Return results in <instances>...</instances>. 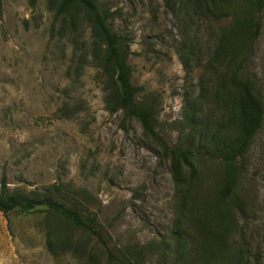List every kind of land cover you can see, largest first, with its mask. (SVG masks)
I'll return each mask as SVG.
<instances>
[{"label":"rangeland","instance_id":"obj_1","mask_svg":"<svg viewBox=\"0 0 264 264\" xmlns=\"http://www.w3.org/2000/svg\"><path fill=\"white\" fill-rule=\"evenodd\" d=\"M0 2V190L3 176L12 193L49 195L58 187L53 199L77 200L85 214H96L116 254L140 251V264H188L199 216L191 213L187 192L191 168L200 182L196 191L213 192L221 186L219 164L194 154L190 167L180 169L137 120L107 109L83 13L55 20L48 0L35 8L28 0ZM98 2L126 44L138 101L157 110L156 131L170 149L186 147L195 109L222 114L213 97L200 102L204 87H214L207 63L223 36L240 32L244 5L215 0L216 7L204 4L205 10L195 0ZM254 20L261 29L251 38L245 77L263 123L240 186L252 202L246 243L264 264V9ZM0 264L109 263L95 237L39 207L30 214L0 212Z\"/></svg>","mask_w":264,"mask_h":264},{"label":"trees","instance_id":"obj_2","mask_svg":"<svg viewBox=\"0 0 264 264\" xmlns=\"http://www.w3.org/2000/svg\"><path fill=\"white\" fill-rule=\"evenodd\" d=\"M28 1L31 8H35L39 2ZM240 2L245 9L242 12L244 18L238 23L240 32H235L233 38L223 36L216 45L215 52L207 63V75L213 77L211 80L214 87H204L206 92L199 98L201 102L213 97L215 103L221 106L222 114L217 116L212 110L205 112L200 105L194 111V126L187 135V146L173 150L156 131V108L145 100L138 101L140 89L132 84V69L128 63L126 44L112 30L108 22L109 15L101 8L98 0H48V8L54 12L55 20L76 12L85 15L96 44L94 62L100 75L104 77L106 107L111 113L122 112L125 118L137 120L145 135L153 139L166 156L178 162L180 169H184L183 164L190 167L189 162L194 154L199 155L201 161L219 164L222 171L221 186L213 192L211 189L202 193L196 191L200 182L194 181L196 171L191 168L193 182L189 181L187 192L193 194L191 213L199 211V216L194 224L198 237H193L195 242L188 255V264H258L257 255L250 253L244 232L245 223L252 216V202L242 193L240 182L246 175L247 155L252 140L263 123L262 107L245 77V68L251 38H257L261 29L260 22L254 20V16L263 11L264 0ZM195 4L201 9L203 5L205 10L206 4L209 9L216 7L215 0H195ZM249 18H253L252 21ZM245 24L247 28H243ZM184 65L186 70L190 69L188 61H184ZM60 192V188L54 187V194L49 195H39L36 192L30 195L12 193L7 178L3 176L0 212L8 214L16 210L30 214L39 207L45 208L59 214L83 233L95 237L105 247L109 264H140L142 252L139 251L138 254L127 250L120 251L119 255L111 251L97 215L85 214L79 208L77 200L67 205L53 199V195Z\"/></svg>","mask_w":264,"mask_h":264}]
</instances>
